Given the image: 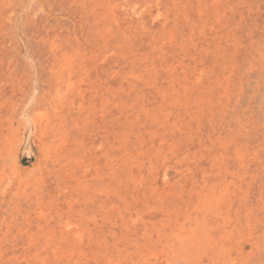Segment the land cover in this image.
<instances>
[{
	"label": "rangeland",
	"instance_id": "obj_1",
	"mask_svg": "<svg viewBox=\"0 0 264 264\" xmlns=\"http://www.w3.org/2000/svg\"><path fill=\"white\" fill-rule=\"evenodd\" d=\"M0 264H264V0H0Z\"/></svg>",
	"mask_w": 264,
	"mask_h": 264
}]
</instances>
